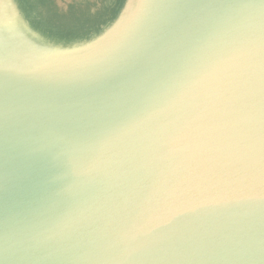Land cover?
<instances>
[{"label":"water","instance_id":"1","mask_svg":"<svg viewBox=\"0 0 264 264\" xmlns=\"http://www.w3.org/2000/svg\"><path fill=\"white\" fill-rule=\"evenodd\" d=\"M130 1L63 47L0 0V264H264V0Z\"/></svg>","mask_w":264,"mask_h":264},{"label":"trees","instance_id":"2","mask_svg":"<svg viewBox=\"0 0 264 264\" xmlns=\"http://www.w3.org/2000/svg\"><path fill=\"white\" fill-rule=\"evenodd\" d=\"M30 26L63 47L89 42L111 27L126 0H82L64 9L56 0H16Z\"/></svg>","mask_w":264,"mask_h":264},{"label":"rangeland","instance_id":"3","mask_svg":"<svg viewBox=\"0 0 264 264\" xmlns=\"http://www.w3.org/2000/svg\"><path fill=\"white\" fill-rule=\"evenodd\" d=\"M59 1H60V0H59ZM65 1L70 2V1H72V0H65ZM133 1L135 2V0H131L130 3H132ZM60 2H61V1H60ZM63 6H65V3H63ZM15 20H16V26H17V27H15V25L12 23L13 30H15V32H16L17 34H22L23 39L26 40V41H28V38H27V36H26V33H28V31H27V28H26V26H25L23 20L19 17L18 14H17V19H15ZM28 34H29V33H28ZM29 35H30V34H29Z\"/></svg>","mask_w":264,"mask_h":264},{"label":"flooded vegetation","instance_id":"4","mask_svg":"<svg viewBox=\"0 0 264 264\" xmlns=\"http://www.w3.org/2000/svg\"><path fill=\"white\" fill-rule=\"evenodd\" d=\"M61 1V2H60ZM56 0V3L58 4H60L61 5V7L62 8H64V9H66V8H68V6L70 5V4H74L75 2H80V1H82V0H72V1H70V2H67V1H65V0ZM93 1V0H92ZM63 3H65V6H63Z\"/></svg>","mask_w":264,"mask_h":264}]
</instances>
